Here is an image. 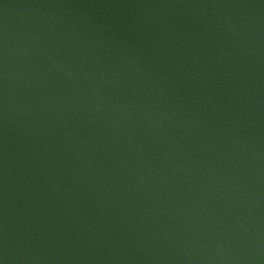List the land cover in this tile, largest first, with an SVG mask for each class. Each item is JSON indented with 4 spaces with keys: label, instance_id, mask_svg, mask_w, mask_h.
I'll return each instance as SVG.
<instances>
[{
    "label": "water",
    "instance_id": "95a60500",
    "mask_svg": "<svg viewBox=\"0 0 264 264\" xmlns=\"http://www.w3.org/2000/svg\"><path fill=\"white\" fill-rule=\"evenodd\" d=\"M0 264H264V0H0Z\"/></svg>",
    "mask_w": 264,
    "mask_h": 264
}]
</instances>
